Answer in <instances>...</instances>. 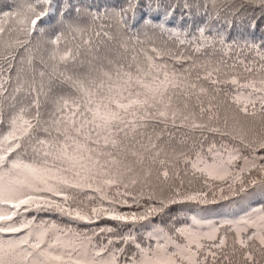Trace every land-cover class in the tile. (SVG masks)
<instances>
[{
    "label": "snow or ice",
    "instance_id": "1",
    "mask_svg": "<svg viewBox=\"0 0 264 264\" xmlns=\"http://www.w3.org/2000/svg\"><path fill=\"white\" fill-rule=\"evenodd\" d=\"M0 264H264V0H0Z\"/></svg>",
    "mask_w": 264,
    "mask_h": 264
},
{
    "label": "trees",
    "instance_id": "2",
    "mask_svg": "<svg viewBox=\"0 0 264 264\" xmlns=\"http://www.w3.org/2000/svg\"><path fill=\"white\" fill-rule=\"evenodd\" d=\"M6 4H12L14 7H20L23 3V0H3ZM104 2H107L109 4L111 3H120L121 0H104ZM195 183V182H194ZM179 210V211H178ZM233 209H230L227 206V202H222L219 205L215 206H209L208 209H203L201 206H197L194 204L184 205V206H174L173 209L170 211L169 216H176L179 215L181 218H183L185 215L191 216V215H197L201 217H205L206 219L210 220H224L228 217L226 214ZM171 221L166 219L165 223H170Z\"/></svg>",
    "mask_w": 264,
    "mask_h": 264
}]
</instances>
